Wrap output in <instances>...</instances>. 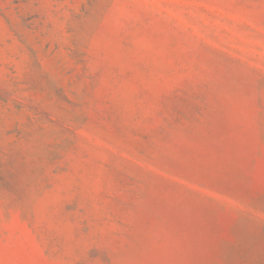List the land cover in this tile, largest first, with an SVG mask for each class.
<instances>
[{
	"label": "rangeland",
	"instance_id": "obj_1",
	"mask_svg": "<svg viewBox=\"0 0 264 264\" xmlns=\"http://www.w3.org/2000/svg\"><path fill=\"white\" fill-rule=\"evenodd\" d=\"M0 264H264V0H0Z\"/></svg>",
	"mask_w": 264,
	"mask_h": 264
}]
</instances>
